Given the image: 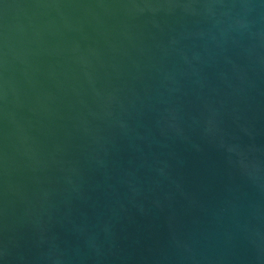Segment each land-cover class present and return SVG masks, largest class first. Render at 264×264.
<instances>
[{
    "label": "water",
    "instance_id": "95a60500",
    "mask_svg": "<svg viewBox=\"0 0 264 264\" xmlns=\"http://www.w3.org/2000/svg\"><path fill=\"white\" fill-rule=\"evenodd\" d=\"M0 264H264V0H0Z\"/></svg>",
    "mask_w": 264,
    "mask_h": 264
}]
</instances>
